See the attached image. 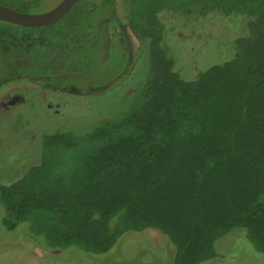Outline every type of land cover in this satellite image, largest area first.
I'll use <instances>...</instances> for the list:
<instances>
[{
  "label": "trees",
  "instance_id": "obj_1",
  "mask_svg": "<svg viewBox=\"0 0 264 264\" xmlns=\"http://www.w3.org/2000/svg\"><path fill=\"white\" fill-rule=\"evenodd\" d=\"M44 1L0 4L35 12ZM193 14L245 24L231 57L185 79L168 21ZM145 52L129 107L84 132L44 133L36 162L0 181L4 226L93 259L155 228L172 264L215 259L217 240L244 229L264 258V0H79L50 25L0 20V90L27 81L96 100Z\"/></svg>",
  "mask_w": 264,
  "mask_h": 264
},
{
  "label": "rangeland",
  "instance_id": "obj_2",
  "mask_svg": "<svg viewBox=\"0 0 264 264\" xmlns=\"http://www.w3.org/2000/svg\"><path fill=\"white\" fill-rule=\"evenodd\" d=\"M58 1L46 0L35 7V12L50 9ZM244 24L245 18L240 15L227 16L223 24L212 22L211 15L193 14L189 18L170 16L168 39L182 76L193 79L188 77L195 75V78L200 71L224 61L229 55L231 57L232 38L243 32ZM131 41L137 51V40L132 36ZM138 57L132 74L96 100L63 95L27 81L2 88L0 181L14 179L19 170L36 162L38 138L44 133L58 129L84 132L100 124L104 118L129 107L133 97L129 98L126 92L130 85L134 90L141 87L148 66L146 52ZM12 93H20L25 100L8 107L2 106V101ZM3 217L0 205V264H172L170 241L155 228L129 230L118 249L93 259L75 247L65 248L60 253L56 249L46 250L21 229L8 230L3 224ZM244 233V229H234L219 238L216 247L220 256L201 264H264L263 256Z\"/></svg>",
  "mask_w": 264,
  "mask_h": 264
},
{
  "label": "water",
  "instance_id": "obj_3",
  "mask_svg": "<svg viewBox=\"0 0 264 264\" xmlns=\"http://www.w3.org/2000/svg\"><path fill=\"white\" fill-rule=\"evenodd\" d=\"M78 1L61 0L52 8L41 12H24L14 9L11 6L0 4V20L27 27L46 26L60 20ZM21 98H23L21 95H17L9 103L14 104L16 100Z\"/></svg>",
  "mask_w": 264,
  "mask_h": 264
},
{
  "label": "flooded vegetation",
  "instance_id": "obj_4",
  "mask_svg": "<svg viewBox=\"0 0 264 264\" xmlns=\"http://www.w3.org/2000/svg\"><path fill=\"white\" fill-rule=\"evenodd\" d=\"M61 0H59L58 2H60ZM48 10V9H47ZM10 95V94H9ZM17 95H21L20 93H12L8 98H7V100H3L2 101V103H1V105L2 106H5V107H8V105L10 104L9 103V101L11 100V99H13L15 96H17ZM23 98H21V99H18V100H16V102H18V101H24L25 100V96H23V95H21ZM50 106H51V104H49ZM56 111H58V110H56Z\"/></svg>",
  "mask_w": 264,
  "mask_h": 264
}]
</instances>
